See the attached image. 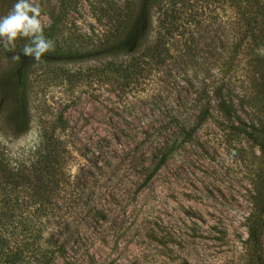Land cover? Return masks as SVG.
Here are the masks:
<instances>
[{"label": "rangeland", "instance_id": "obj_1", "mask_svg": "<svg viewBox=\"0 0 264 264\" xmlns=\"http://www.w3.org/2000/svg\"><path fill=\"white\" fill-rule=\"evenodd\" d=\"M25 1L29 38L54 25L47 11H65L44 40L51 57L27 64L28 129L14 136L0 113L11 155L26 154L43 123L57 124L67 145L71 200L57 231L66 243L56 251L39 241L46 263L264 264V46L243 39L245 4L148 0L129 52L115 42L133 28L141 0ZM105 62L125 77H103ZM11 66L0 64V94ZM255 220L258 245L249 240ZM42 227L43 239L55 228Z\"/></svg>", "mask_w": 264, "mask_h": 264}, {"label": "trees", "instance_id": "obj_2", "mask_svg": "<svg viewBox=\"0 0 264 264\" xmlns=\"http://www.w3.org/2000/svg\"><path fill=\"white\" fill-rule=\"evenodd\" d=\"M23 1L27 2L0 0V9L4 5V12L7 14V17L0 20V64L5 59L13 65L4 77L5 82H9V90L0 94V113L6 114V123L12 129L14 136L24 133L31 121L27 101L28 82L25 74L27 64L31 60H44L51 57V45L44 40L51 33L54 25L55 27L59 25L60 17L65 14L63 8L55 17L50 10V12L47 11L54 25L51 24L48 30L43 29L41 32L32 33L29 38L21 28L28 25V19L24 17L26 12H23ZM147 3L148 0H141L140 12L133 28L125 38L115 42V45L122 47L125 51L134 50L139 31L146 22ZM241 3L245 4L240 15L243 39L251 45L264 46L263 0H241ZM249 5L255 6L253 12L249 9ZM10 13L13 15L12 18ZM14 32L18 34L17 38H13ZM81 35L83 37L86 35L78 34L79 39L83 40ZM36 39H41L44 43L36 42ZM100 45L103 51L109 46L102 42ZM73 51L66 50L67 58L74 57L70 56V53H76ZM64 54V52L61 53V56ZM110 64L111 62H105L102 66V68L107 67L103 70L101 68L99 72L103 77L107 76V73L110 75L117 73L118 79L125 77ZM56 130L57 124L54 122H49L47 126L44 123L40 124L37 143L23 156L11 155L5 139L0 140L2 142H0V264H47L45 259L48 257V251H43L39 241L50 243L56 251L64 249L66 236L60 240V233L57 236V231L60 229L58 226L64 222L60 220L63 213L58 211L61 210L62 204L69 205L71 200L68 197L70 183L66 180L69 175L64 171V166L68 164L66 156L68 151L66 143L55 134ZM258 144L264 156V140H259ZM260 202L262 205L260 212L264 213V195ZM24 204V209L20 210ZM24 210L27 212L23 216ZM35 217L38 219L39 226L37 222L36 224L34 222L36 228L31 229L30 220ZM48 224H52L55 228L48 238L43 239L42 226ZM261 230L260 220L253 221L249 228V240L253 245H258ZM26 234H29L27 239ZM21 236L23 238L20 239ZM12 239L18 240L16 248L9 246ZM28 239H30L29 242ZM56 251H52L51 255L53 256ZM28 255L32 259H29Z\"/></svg>", "mask_w": 264, "mask_h": 264}]
</instances>
